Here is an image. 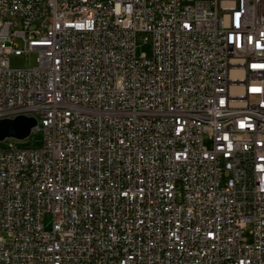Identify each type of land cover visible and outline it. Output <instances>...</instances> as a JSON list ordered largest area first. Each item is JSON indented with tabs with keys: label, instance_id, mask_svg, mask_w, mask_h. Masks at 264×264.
<instances>
[{
	"label": "built area",
	"instance_id": "obj_1",
	"mask_svg": "<svg viewBox=\"0 0 264 264\" xmlns=\"http://www.w3.org/2000/svg\"><path fill=\"white\" fill-rule=\"evenodd\" d=\"M20 114L0 264H264V0H0Z\"/></svg>",
	"mask_w": 264,
	"mask_h": 264
},
{
	"label": "rangeland",
	"instance_id": "obj_2",
	"mask_svg": "<svg viewBox=\"0 0 264 264\" xmlns=\"http://www.w3.org/2000/svg\"><path fill=\"white\" fill-rule=\"evenodd\" d=\"M140 42V45L138 46L137 48V52L140 53L142 51H146L148 54L151 53V49L149 47V45L147 44H144L142 42V40L139 41ZM18 43L20 45H22V43L20 41H18ZM38 52L37 51H31L29 53H26V54H21V55H16L14 53L10 54L9 56V62H10V65L12 67H28V66H35L38 64ZM40 137H41V134L40 133H31L28 137H26L25 139H16V138H8V142H17L21 145H27V144H31L33 143V141H37L39 142L40 140ZM4 143H7V141H4ZM205 143L208 145V146H211V141L206 138L205 139ZM246 236L250 237V234L249 232H246Z\"/></svg>",
	"mask_w": 264,
	"mask_h": 264
},
{
	"label": "water",
	"instance_id": "obj_3",
	"mask_svg": "<svg viewBox=\"0 0 264 264\" xmlns=\"http://www.w3.org/2000/svg\"><path fill=\"white\" fill-rule=\"evenodd\" d=\"M36 123L35 117L24 114L17 115L14 118L0 119V140L8 137L25 139L30 135L31 129Z\"/></svg>",
	"mask_w": 264,
	"mask_h": 264
},
{
	"label": "bare ground",
	"instance_id": "obj_4",
	"mask_svg": "<svg viewBox=\"0 0 264 264\" xmlns=\"http://www.w3.org/2000/svg\"><path fill=\"white\" fill-rule=\"evenodd\" d=\"M122 5L133 6L134 0H122ZM112 27L115 30H125V21H120V17H113ZM144 55H145V51L138 53L137 49H136V56H144ZM11 145H12V147H32L33 143L27 144V145H21L17 142H13V141L4 143L3 140H0V152H10L11 151Z\"/></svg>",
	"mask_w": 264,
	"mask_h": 264
},
{
	"label": "trees",
	"instance_id": "obj_5",
	"mask_svg": "<svg viewBox=\"0 0 264 264\" xmlns=\"http://www.w3.org/2000/svg\"><path fill=\"white\" fill-rule=\"evenodd\" d=\"M33 143H38V142L34 140Z\"/></svg>",
	"mask_w": 264,
	"mask_h": 264
}]
</instances>
